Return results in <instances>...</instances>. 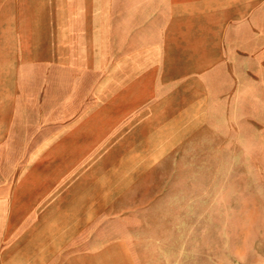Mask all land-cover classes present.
Wrapping results in <instances>:
<instances>
[{
  "label": "crops",
  "instance_id": "obj_1",
  "mask_svg": "<svg viewBox=\"0 0 264 264\" xmlns=\"http://www.w3.org/2000/svg\"><path fill=\"white\" fill-rule=\"evenodd\" d=\"M228 183L264 215V0H0V264H129Z\"/></svg>",
  "mask_w": 264,
  "mask_h": 264
},
{
  "label": "rangeland",
  "instance_id": "obj_2",
  "mask_svg": "<svg viewBox=\"0 0 264 264\" xmlns=\"http://www.w3.org/2000/svg\"><path fill=\"white\" fill-rule=\"evenodd\" d=\"M208 186L206 199L193 200L192 209L178 201V214L161 217L159 232H145L129 264H264V215L235 209L236 185ZM222 193L223 201L216 198Z\"/></svg>",
  "mask_w": 264,
  "mask_h": 264
}]
</instances>
